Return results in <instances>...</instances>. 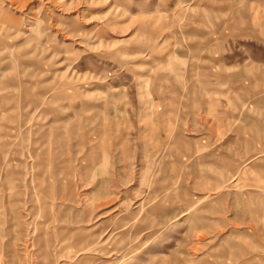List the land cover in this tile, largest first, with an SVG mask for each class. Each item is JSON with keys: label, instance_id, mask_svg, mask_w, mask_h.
<instances>
[{"label": "rangeland", "instance_id": "374dc122", "mask_svg": "<svg viewBox=\"0 0 264 264\" xmlns=\"http://www.w3.org/2000/svg\"><path fill=\"white\" fill-rule=\"evenodd\" d=\"M255 60L264 0H0V264H264Z\"/></svg>", "mask_w": 264, "mask_h": 264}, {"label": "crops", "instance_id": "0c3cea01", "mask_svg": "<svg viewBox=\"0 0 264 264\" xmlns=\"http://www.w3.org/2000/svg\"><path fill=\"white\" fill-rule=\"evenodd\" d=\"M253 63H254V65L255 64L256 65H264V60H257V61L255 60V61H253ZM244 67L240 68L241 73H244V69H243ZM182 73H183V71H182ZM236 74L238 75V71H236ZM246 96L251 97L252 104L255 105V108L260 107L259 111H264V96H261V94L256 92V91H253L251 93H247ZM260 96H261V99L258 100V98ZM222 108H223V106L222 107L220 106V110H217V109L215 110V113H217V112L220 113L219 118H218V115L216 116V114H215V117H216L215 122L218 121L219 125L221 127H229L230 129H235V130L247 128L248 130H250L251 133H253L252 128H254L255 126L256 127L259 126V127H262V129H264V122H263L264 120L262 121V119H261L260 125H258V123H259L258 121H256V122H255V120L253 121V119H251L247 115L246 116H244V115L239 116V114H238L239 109H237L236 106H234V105H230L228 110L222 109ZM180 111L182 113L181 124L184 125V123L186 122V118L188 119L189 113L187 114V112L189 111V105L188 104H182ZM254 123H257V125H255ZM228 138H229L228 143L230 144V152L228 155L224 154V158L225 159H227V157L229 158V164H224V165L227 166L226 171L229 173V175H231L229 182L232 183V182H234L235 176L237 174L236 172H237L238 162L240 159V158L238 159V156L239 155H244V156L247 155L246 146H245V148L243 146V148L241 150H239L237 145L239 143L244 144V145H252L254 143H264V134L256 136V138H257L256 140H254L255 136L253 134L246 135L242 138H239V137L234 136V135H230ZM220 157H221V162H220V166H221L223 162H222V156L221 155H220ZM249 158L250 157L243 158V160H245V161L242 163V166H245L248 164ZM240 160H242V159H240ZM235 170H236V172H233ZM245 170H251V169L247 168ZM234 185L238 186L237 184H231L232 187Z\"/></svg>", "mask_w": 264, "mask_h": 264}]
</instances>
